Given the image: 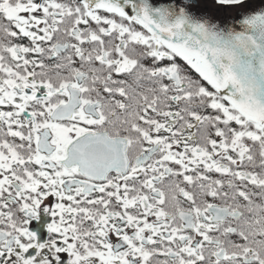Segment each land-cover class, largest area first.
Instances as JSON below:
<instances>
[{
  "label": "snow or ice",
  "instance_id": "obj_1",
  "mask_svg": "<svg viewBox=\"0 0 264 264\" xmlns=\"http://www.w3.org/2000/svg\"><path fill=\"white\" fill-rule=\"evenodd\" d=\"M0 264H264V0H0Z\"/></svg>",
  "mask_w": 264,
  "mask_h": 264
},
{
  "label": "flooded vegetation",
  "instance_id": "obj_2",
  "mask_svg": "<svg viewBox=\"0 0 264 264\" xmlns=\"http://www.w3.org/2000/svg\"><path fill=\"white\" fill-rule=\"evenodd\" d=\"M47 222V216L46 214L42 217L40 222H33V228L34 229H39L41 231L42 234H44V224Z\"/></svg>",
  "mask_w": 264,
  "mask_h": 264
}]
</instances>
